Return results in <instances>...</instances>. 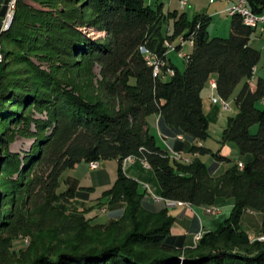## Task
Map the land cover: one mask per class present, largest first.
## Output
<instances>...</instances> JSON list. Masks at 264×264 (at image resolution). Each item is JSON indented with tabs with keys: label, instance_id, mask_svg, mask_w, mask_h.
Returning a JSON list of instances; mask_svg holds the SVG:
<instances>
[{
	"label": "trees",
	"instance_id": "trees-1",
	"mask_svg": "<svg viewBox=\"0 0 264 264\" xmlns=\"http://www.w3.org/2000/svg\"><path fill=\"white\" fill-rule=\"evenodd\" d=\"M245 1L254 14L264 13V0ZM168 15L174 22L165 31L163 4L151 0H16L13 20L0 33V264H264V244L251 243L241 226L244 211L254 210L264 231V110L258 108L264 79L253 82L261 52L250 45L257 30L235 15L230 37L211 39L212 17ZM186 45L190 53L182 52ZM171 52L185 61L183 71L169 60ZM97 66L98 95L68 78L69 71L88 76ZM212 78L224 103L243 85L222 144L234 143L246 160L242 169L235 164L218 175L201 160L212 154L217 163L231 162L202 145L209 137L202 93ZM153 116L176 138L197 143L189 157L158 145ZM17 139L32 141L29 151L13 152ZM131 156L154 171L165 202L199 207L231 199L229 215L185 247L171 234L168 208L155 210L125 173L122 163ZM107 160L120 167L105 198L109 206L124 204L122 215L93 224L85 213L61 209L74 200L72 191L58 193L62 173ZM45 235L52 236L48 244ZM19 237L32 244L17 255Z\"/></svg>",
	"mask_w": 264,
	"mask_h": 264
},
{
	"label": "rangeland",
	"instance_id": "rangeland-1",
	"mask_svg": "<svg viewBox=\"0 0 264 264\" xmlns=\"http://www.w3.org/2000/svg\"><path fill=\"white\" fill-rule=\"evenodd\" d=\"M152 2L163 4V13L167 17L164 23V30L167 31L169 28L173 27V18H169V13L174 11H179L181 13H186L188 19L193 21L196 16L205 15L212 17L210 25L208 27V33L210 38H221L227 39L231 35V16L227 12L216 13V8H224L226 2L223 0H214L215 5L210 2V0H188L187 5L184 9L181 7V0H151ZM213 2V3H214ZM11 4V3H10ZM16 4V0H15ZM14 9L11 12V19L13 20ZM35 7H39L34 5ZM10 19V20H11ZM10 21V24L12 22ZM5 29L7 25L5 22ZM88 36L94 39H105V34L93 31L84 30ZM250 45L261 52V60L255 69L256 78L254 84L260 78L264 79V35H261L259 31H256L251 39ZM189 46L182 49L183 53L189 51ZM170 58L178 65L180 70L185 69V61L181 59L177 52H171L169 54ZM2 56L0 55V61ZM68 78L71 80H76L82 87L86 88V91H94L98 95L99 83L102 81L101 69L96 67L91 74L85 76L81 74L80 71H69L67 72ZM242 84L236 89L233 97L224 103L219 99L216 93H209L208 88L203 91L204 109L208 119V131L209 137L207 140L202 142V145L207 149L211 150L213 153H218L223 157L231 160L230 163H217L213 158L212 154H207L201 156V160L208 168L216 169L217 175L224 173L227 169L231 168L233 165L238 164L239 168L242 169V165L246 158L240 154L237 146L234 143L222 144L223 132L227 127L228 120L231 117H235L238 114L237 107L235 105V98L242 89ZM215 97V100L212 98ZM229 107V108H225ZM260 110H264V102L258 104ZM153 133L157 137V143L159 146L167 147L163 138H161L157 132L155 126L152 127ZM258 131V126L253 127L252 133L256 134ZM179 145L176 147L177 151H180L184 157H189V149L192 144H197L189 138H185V141L176 140ZM32 145V141L25 139H17V141L12 145L11 149L13 152H26L29 151ZM188 162V159H186ZM120 164L117 160H107L100 162V168L92 171L90 169V164L82 162L76 165L73 169L65 170L60 178V187L58 193H63L66 191H72L74 193V200L72 204L65 205L60 204L61 209L67 213H85L88 219L93 218V224H108L112 220L120 217V211L123 204H117L116 206H109L108 199L105 198V193L110 190L117 180L118 169ZM125 173L130 175H135L143 181H140V188L145 191L147 189L146 182L150 185L153 192H159L158 181L153 170L149 168H144L143 162H136V164H130L124 169ZM145 182V183H143ZM148 185V186H149ZM155 194V195H157ZM158 196V195H157ZM150 203L155 201L150 197H145ZM163 200L162 198H160ZM219 201V200H218ZM162 203V202H158ZM168 205L167 202L164 201ZM178 206H183V203L171 202ZM156 204V203H155ZM187 205H190L187 203ZM169 206V205H168ZM175 207V206H169ZM205 210L213 216L221 214V208L216 204L213 206H204ZM199 211V210H198ZM229 214V213H228ZM204 220V217L201 216ZM263 217L261 213L254 210L244 211L241 218L242 229L248 232L249 240L251 243L258 242L264 244V231H261ZM205 232L200 231L195 236L200 234V239L195 240V245L199 243ZM52 236L45 235L42 240L44 243H50ZM32 242L28 237H19L13 243L12 250L18 255L21 251L28 250Z\"/></svg>",
	"mask_w": 264,
	"mask_h": 264
},
{
	"label": "crops",
	"instance_id": "crops-1",
	"mask_svg": "<svg viewBox=\"0 0 264 264\" xmlns=\"http://www.w3.org/2000/svg\"><path fill=\"white\" fill-rule=\"evenodd\" d=\"M7 1L8 0H0V33L4 29V25H5V19H6V15H7V11H8ZM215 2L212 4L215 5L216 4ZM224 2H226V1H224ZM224 4H225L224 8H216L215 11L217 14L227 12V10L230 7V3L226 2ZM260 34L264 35V33H261V32H260ZM187 46H189V49H191L190 45H186L185 47H187ZM190 51L191 50H189L187 53H190ZM168 57H169V60L171 61V63L179 69L178 65L170 58V56H168ZM255 78H256V73H255L253 80H255ZM213 81H214V84H216L215 83L216 78H212L210 83L206 87V88H208L209 93H216V89L212 88V82ZM202 98H203V93H202ZM203 105H204V100H203ZM204 111H205V109H204ZM158 121H159V116H153V117L149 118V123L151 125V129L153 126H155L159 136L161 138H163V140L165 141V143L167 145V147H162V146L161 147L164 149H168L169 147L172 149L173 148L176 149V147L179 145V143H176L175 141L176 140L184 141V136L177 134V138H176L175 135L177 132L175 130H173L169 127H166L164 125L159 127ZM127 175L129 177L135 179L139 183H140V181H143L135 175H130L128 173H127ZM143 183H145V182H143ZM144 185H149V184L146 182V184H144ZM158 190H159L158 194L155 192L154 193L157 194L158 196H160V187H158ZM146 200L150 204V201L148 199H146ZM153 200L155 202L150 204V205H152V207L155 210L168 208L169 214L175 219V222H174L173 227L171 229V234L174 237L182 238L185 247L195 246L194 238H195V235L197 233H199L200 231L206 232V231H212V230L217 229L219 227L220 223L229 215L228 213H230V211L234 205V201L231 199H219V201H217V203H216V206L218 205L222 209L221 214H219L217 216H213L205 210L204 206L197 207L194 205H187V204H184L183 206H178V205H175L171 202L166 201L169 206H175V207H169L166 203H164V200H161L160 198H154ZM158 202H162V203H158ZM124 209H125V205L123 204L122 209L119 210L120 216L122 215ZM201 216L204 217V220L201 219Z\"/></svg>",
	"mask_w": 264,
	"mask_h": 264
},
{
	"label": "built area",
	"instance_id": "built-area-1",
	"mask_svg": "<svg viewBox=\"0 0 264 264\" xmlns=\"http://www.w3.org/2000/svg\"><path fill=\"white\" fill-rule=\"evenodd\" d=\"M226 2L230 3V11H238V15L242 17L243 19V22L246 26L248 27H251V28H254L256 29L257 31L261 32V33H264V13L261 14V15H257V14H254L250 8L248 7L247 5V2L245 0H225ZM12 2V1H11ZM8 4V11H7V15H6V19H5V22L8 20L9 18V15L11 14V12L13 10H10V3ZM187 2L188 0H181V8L184 9L187 5ZM211 3L214 2V0H210ZM181 57H188L186 54H180ZM166 64L163 62V63H160V64H157V72H162L163 71V67H165ZM168 72L170 74H173V71L171 70H168ZM167 72V73H168ZM166 73V72H165ZM212 88L213 89H216V84H214V81L212 82ZM214 100H215V97H212ZM225 108H229V107H225ZM168 151L171 153V154H181V153H177L175 152L172 148H168ZM184 159V157H183ZM136 162H138V159L136 157H128L126 158L123 163H122V166L123 168L125 169L128 165L130 164H136ZM144 164V168H149L148 165H146L145 163ZM242 165V168L244 167L243 164ZM100 168V162H92L90 163V169L92 171L94 170H97ZM146 192V197H150L152 199L154 198H161L160 196H157L155 195V193L153 192L152 188L150 186L147 185V189L145 190ZM200 238V234L198 236H195V240L199 239Z\"/></svg>",
	"mask_w": 264,
	"mask_h": 264
},
{
	"label": "bare ground",
	"instance_id": "bare-ground-1",
	"mask_svg": "<svg viewBox=\"0 0 264 264\" xmlns=\"http://www.w3.org/2000/svg\"><path fill=\"white\" fill-rule=\"evenodd\" d=\"M14 4H15V0H12V2H11V4H10V10H13L14 9ZM228 14H229V16H231V17H233V16H235V15H238V11H230V9H228ZM11 19V14L9 15V18H8V20L6 21V25H7V27H9L10 26V21L12 20H10ZM200 239V238H199ZM198 240V239H197Z\"/></svg>",
	"mask_w": 264,
	"mask_h": 264
},
{
	"label": "water",
	"instance_id": "water-1",
	"mask_svg": "<svg viewBox=\"0 0 264 264\" xmlns=\"http://www.w3.org/2000/svg\"><path fill=\"white\" fill-rule=\"evenodd\" d=\"M5 26V25H4Z\"/></svg>",
	"mask_w": 264,
	"mask_h": 264
}]
</instances>
